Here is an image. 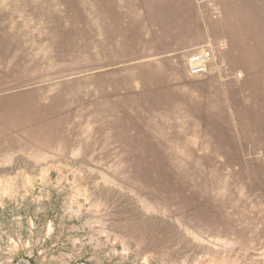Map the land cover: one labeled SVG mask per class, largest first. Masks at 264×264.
<instances>
[{
	"label": "rangeland",
	"instance_id": "1",
	"mask_svg": "<svg viewBox=\"0 0 264 264\" xmlns=\"http://www.w3.org/2000/svg\"><path fill=\"white\" fill-rule=\"evenodd\" d=\"M0 264H264V0H0Z\"/></svg>",
	"mask_w": 264,
	"mask_h": 264
},
{
	"label": "built area",
	"instance_id": "2",
	"mask_svg": "<svg viewBox=\"0 0 264 264\" xmlns=\"http://www.w3.org/2000/svg\"><path fill=\"white\" fill-rule=\"evenodd\" d=\"M212 63V53L207 48H199L185 58L186 72L190 77L202 78L208 74ZM240 75H238L239 77Z\"/></svg>",
	"mask_w": 264,
	"mask_h": 264
}]
</instances>
